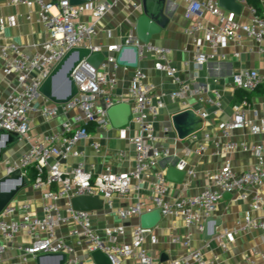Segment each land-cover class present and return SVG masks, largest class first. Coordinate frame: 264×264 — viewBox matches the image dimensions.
Masks as SVG:
<instances>
[{"label":"built area","instance_id":"1","mask_svg":"<svg viewBox=\"0 0 264 264\" xmlns=\"http://www.w3.org/2000/svg\"><path fill=\"white\" fill-rule=\"evenodd\" d=\"M119 1L93 0L73 6L68 0H9L11 4H21L27 8L37 6L38 20L47 29L49 37L33 54L23 52L13 43L0 44L2 74L5 77L13 76L15 84L13 93L6 98L1 97L0 91V149L8 142L7 133L16 135L19 141L28 142L27 149L17 159L5 161L3 179L6 185L20 189L25 181L26 170L33 167L36 177L31 187L40 193L43 201L40 215L31 210L28 202L20 205L10 202L0 212V263L5 251L14 249L18 254V261L14 264H27L29 258L39 256H53L45 259L53 262L45 264H58L60 260L58 255L61 254L65 256L63 264H79L80 259L75 251L77 248H83L88 254L100 251L108 257L110 264H121L124 260L131 262L128 264H153L151 256L143 249L150 230L142 229L140 226L133 228L130 232V243L125 244L119 242V238L125 233L124 227L116 225L104 228V237L101 238L91 222L94 212L74 211L69 200L77 196L96 197L110 208L115 197H122L132 190H138L144 174L158 165L160 160L171 156L167 148L154 147L158 138L154 133L153 122L164 108V97L167 96L170 101L177 102L182 112L192 110L187 103L189 99L219 109L221 94L215 89L208 91L206 84L196 80L181 81L177 76V69L171 63L170 49L150 42L141 43L134 35H129L121 44H109L104 50L90 44L100 19L110 13ZM182 1L185 4L184 17L189 22L184 34L190 37L196 46L197 51L192 61L198 70L208 60H225V54L219 53V49L225 48L229 43L238 44L243 38L252 40L258 51L264 55V17H259L254 8L248 7L251 17L249 23H238V15L221 9L217 0ZM235 1L241 5V9L244 7L245 0ZM83 12L90 14L92 17L90 22L80 21ZM198 13L208 14L215 19V23L200 21ZM9 23L13 24L11 20ZM4 27L5 22L0 19V32ZM197 33L202 34V39L209 48L207 55L198 51L200 41L195 38ZM123 46L136 47L138 62L141 59L152 61L154 70L169 78L176 88L166 94L157 92L152 84L145 82V74L137 66L133 69L126 96L112 99L108 91L116 85L115 72L121 67L116 64V55ZM77 48H86L91 53L101 52L102 62L97 68L87 64L85 59L79 62L71 74L76 94L67 102L39 103L41 99L48 101L39 93L43 82L66 54ZM127 56H130V53ZM212 84L215 85L216 81L213 80ZM229 84L233 90L250 93L264 84V75L254 70H242L230 76ZM67 92L68 89L63 87L56 95L63 96ZM101 97L104 106L97 104ZM117 104L129 106V120L135 124L138 131L128 138L134 150L132 169L114 173L107 168L102 173L92 174L91 171L85 170L82 162H78L70 172L60 171L58 166L61 161L82 156L77 146L81 142L90 141L87 124H94L96 128L102 130L111 127L107 110ZM245 108V102L232 107L231 120L221 126L223 137L228 138L233 130L245 129L253 136L264 135V118L259 119L257 124L252 123L245 118ZM68 112L75 113L69 120L60 124V131L30 141L32 114H38L49 121L61 113ZM194 113L202 124L209 117L205 111ZM118 130L119 135L124 137L125 129ZM168 131V128L163 129L164 134ZM188 138L195 143L199 141L198 151H205L209 142L222 153L234 150L250 151L257 158V164L250 170L235 174L227 161L218 172L209 175V184L199 193L172 202L165 199L168 189L165 171L154 172L149 182V200L154 206L153 209L159 210L160 217L179 218L186 229L195 228L202 233L222 194H232L237 200H245L247 189L253 191L251 209L259 210L261 197L257 190L264 185V146L233 141L221 145L218 141H213L207 133L199 138L195 133ZM90 146L95 152L100 149L95 141H91ZM175 168L189 175L193 174L184 161H180ZM16 172L19 178L16 181H9ZM53 186L56 188L53 189ZM61 200L65 201L63 207L58 205ZM143 206V203L136 202L125 209H117L116 215L121 221L140 216L143 214ZM241 228L264 231V217L256 219L244 216ZM21 232L28 237V243L14 245ZM235 233V230H224L215 234L213 238L218 247L226 251L227 247L235 245ZM189 236L190 234L186 233L171 240L174 244H181L186 253L166 264H213L212 260L205 259L201 250L190 249ZM254 257L264 261V253L252 252V256H247L245 262L254 264Z\"/></svg>","mask_w":264,"mask_h":264},{"label":"crops","instance_id":"2","mask_svg":"<svg viewBox=\"0 0 264 264\" xmlns=\"http://www.w3.org/2000/svg\"><path fill=\"white\" fill-rule=\"evenodd\" d=\"M54 1V0H52ZM142 0H120L110 13L104 15L97 26L96 34L91 38L90 44L98 46L102 50L109 44H121L129 36L134 35V24L138 16L141 15ZM261 6L259 17H264V0H259ZM248 7H252L245 1L237 17L238 23H249L251 17ZM253 8V7H252ZM255 9V8H254ZM185 4L182 0H164L163 12L168 21L164 29L159 34L154 35L150 43L159 47L168 48L171 51L170 60L177 69V76L183 82L196 80L199 83L207 85L208 91L215 89L221 94V106L215 109L212 106L198 104L192 99L188 100V105L193 111H205L209 114L208 119L202 124V129L197 133L201 137L207 133L213 141L219 144L226 142H243L247 145L260 144L264 146V135L253 136L245 130H233L228 138L221 135V126L231 120L232 107L242 102L246 103L245 118L254 124L264 118V84L260 85L257 91L251 93L248 99H243L230 87V76L242 70H254L260 75H264V55L261 54L256 45L250 39L243 38L238 44L229 43L225 48L219 49V53L225 54V60H208L204 66L198 70L193 65V56L196 46L192 39L184 34V30L189 25L184 17ZM37 6L27 8L21 4H11L9 0H0V19L5 22L4 29L0 32V44H16L20 49L33 54L39 50L41 44L48 39L47 29L38 20ZM200 21L204 23H215V19L206 13H198ZM88 12H83L80 21L88 23L91 21ZM196 18V16H195ZM13 24H10L9 21ZM195 38L200 41L198 51L207 55L209 48L202 39V34L197 33ZM2 61L0 60V91L1 97L6 98L13 93V76L5 77L2 74ZM138 67L145 74V82L152 84L157 92L168 93L176 87L171 80L161 72L154 70L153 63L149 59H141ZM133 69L118 68L115 72L116 85L108 93L112 99L125 97L127 88L130 85V79ZM215 80L216 84H212ZM64 87L61 76L55 78L52 91L57 94ZM48 100V99H47ZM52 103L43 99L39 103ZM99 106H104L103 98L97 100ZM180 112V105L177 102L170 101L167 96L164 97V108L160 110L157 118L153 122V129L158 142L154 147L167 148L170 157L162 159L159 164L147 171L138 190H132L128 195L115 197L112 207L102 205V208L95 211L92 217V225L97 230L98 235L103 238L104 228L122 225L124 235L119 238V242L128 244L131 237L130 232L133 228L139 226L140 216H133L121 221L117 215V209H125L134 205L136 202L144 204L142 212L147 209H153L154 206L149 200V182L151 175L156 171H167L170 167H175L180 161H184L187 168L192 170L189 175L183 172L184 176L180 183H174L166 179L167 193L165 199L169 202L178 198L191 197L199 193L209 184V175L218 172L225 164L229 162L235 174H240L246 170L252 169L257 164V158L250 151L234 150L222 153L213 143H207L205 151H198V142H192L190 138L179 140L172 129L171 117ZM75 112L61 113L56 118L49 121L44 120L38 114H32L30 119V141L37 137L60 131V124L69 120ZM124 137L119 135V128L112 126L107 130L98 129L94 124H87L86 129L90 141L78 144V149L82 152L80 158H68L59 163V170L68 173L73 166L82 162L87 171L92 174L102 173L109 168L114 173L126 172L133 167L134 150L128 142V138L137 134V127L129 118L126 125ZM169 131L164 134L163 129ZM95 141L100 149L95 152L90 146V142ZM8 143V142H7ZM6 143V144H7ZM5 144V146H6ZM28 146L26 140L15 141L0 157V180L3 179V166L6 160L17 159ZM166 178V177H165ZM56 188L55 186L52 187ZM261 197L259 210H252L250 207L253 191L247 189V198L237 200L235 195L224 193L221 199L216 203L215 210L211 218L218 222L215 228V234L224 230H235V245L227 247L226 251L221 250L215 239H205L204 233L198 232L195 228L186 229L179 218H162L155 228L147 234L143 249L151 256L153 264H166L174 258L181 257L186 253V249L181 244H174L171 240L175 237H182L186 233L190 234V249H199L205 259L212 260L213 264H247L245 258L252 256V252L264 253V231L259 229L241 228V221L244 216H250L256 219L264 217V185L257 190ZM13 204H22L28 202L32 211L40 215V207L43 203L41 195L32 189L31 185L23 182L16 195L11 201ZM59 207L65 205V201L58 202ZM155 240V242H153ZM29 239L21 232L14 242L28 243ZM76 255L80 259L79 264H94L83 248L76 249ZM254 264H264V261L254 257ZM18 261V254L14 249H8L2 256L0 264H14ZM44 263H51L52 260H45ZM125 260L121 264H128ZM27 264H36V258H29Z\"/></svg>","mask_w":264,"mask_h":264},{"label":"water","instance_id":"3","mask_svg":"<svg viewBox=\"0 0 264 264\" xmlns=\"http://www.w3.org/2000/svg\"><path fill=\"white\" fill-rule=\"evenodd\" d=\"M93 0H68L70 5L79 6ZM218 6L228 12H233L239 15L241 5L235 0H217ZM164 0H142L141 15L137 17L134 24V36L141 43L147 44L154 35L160 33L167 24V17L163 12ZM130 53V56L127 54ZM138 50L136 47H121L116 55V64L121 67L134 69L138 66ZM94 68H97L103 60L101 52L91 53L86 48L73 49L54 67L50 76L43 82L39 88V93L54 104H62L70 100L76 94L75 84L71 78V74L81 60ZM61 76L64 87L68 89L67 94L58 96L53 93L52 85L56 77ZM130 115L129 106L127 104H117L107 110V117L111 126L115 129L121 128L127 124ZM172 129L179 140H184L189 136L198 133L202 129V121L194 113L188 109L178 112L171 117ZM8 143L4 148L0 149L1 154L15 141L18 140L16 135L7 133ZM183 172L178 171L175 167L167 169L165 177L168 181L180 183L183 179ZM16 172L11 180L18 179ZM22 181V179H21ZM5 179L0 180V212L5 206L10 203L16 195L18 188L6 185ZM9 183V182H8ZM70 207L74 211L79 212H95L102 208V201L96 197L77 196L69 200ZM160 221L159 210L155 209L150 212H145L140 215L139 226L142 229L151 230L156 227ZM218 222L210 218L204 229V238L211 239L215 235V228ZM60 260L58 264H63L65 256L58 255ZM53 256L36 257V264H45L43 261L46 258ZM90 258L94 264H110L108 257L100 251H95L90 254Z\"/></svg>","mask_w":264,"mask_h":264},{"label":"trees","instance_id":"4","mask_svg":"<svg viewBox=\"0 0 264 264\" xmlns=\"http://www.w3.org/2000/svg\"><path fill=\"white\" fill-rule=\"evenodd\" d=\"M246 2H248V4L250 6H252L253 8H255L256 12L258 14H260V11H261V6L259 4V0H245ZM260 88V87H259ZM259 88H257L255 91H257ZM263 90V93H264V87L262 88ZM253 91V92H255ZM253 92H244L242 90H236V93L239 94V96L243 99H248L249 95ZM36 177V172L34 170L33 167H29L27 170H26V175H25V182H27L29 185H31L34 181Z\"/></svg>","mask_w":264,"mask_h":264}]
</instances>
